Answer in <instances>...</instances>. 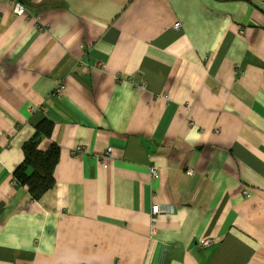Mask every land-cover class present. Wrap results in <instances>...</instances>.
Returning a JSON list of instances; mask_svg holds the SVG:
<instances>
[{
    "label": "crops",
    "instance_id": "0c3cea01",
    "mask_svg": "<svg viewBox=\"0 0 264 264\" xmlns=\"http://www.w3.org/2000/svg\"><path fill=\"white\" fill-rule=\"evenodd\" d=\"M26 10L0 0V264H264V0ZM44 118L35 202L13 175Z\"/></svg>",
    "mask_w": 264,
    "mask_h": 264
},
{
    "label": "trees",
    "instance_id": "16d2710c",
    "mask_svg": "<svg viewBox=\"0 0 264 264\" xmlns=\"http://www.w3.org/2000/svg\"><path fill=\"white\" fill-rule=\"evenodd\" d=\"M25 8L31 6V0H15ZM54 124L44 118L35 125V133L24 144V161L14 172V182L17 186L26 187L33 201H40L43 196L55 186V169L59 163L61 149L53 144L47 151H42L40 145L45 138L53 134ZM201 240L200 245L204 246Z\"/></svg>",
    "mask_w": 264,
    "mask_h": 264
},
{
    "label": "built area",
    "instance_id": "2783aa9c",
    "mask_svg": "<svg viewBox=\"0 0 264 264\" xmlns=\"http://www.w3.org/2000/svg\"><path fill=\"white\" fill-rule=\"evenodd\" d=\"M13 1L15 2L16 14L18 16H20V17L26 15L27 14L26 8L22 4L16 2L15 0H13ZM175 28H177V29L181 28V23H176L175 24ZM63 90H64V88L62 87V88L58 89L57 92L61 93ZM156 170H157V168H152L151 169V171L153 172L154 176H157V174H158V172ZM189 173L192 174V172H189ZM244 194L246 195V197H248L250 195L249 191H247V190H244ZM160 213L161 212H160V207L159 206L153 207V215L154 216H156V215H158ZM202 244L204 246H210L211 245V241H204V242H202Z\"/></svg>",
    "mask_w": 264,
    "mask_h": 264
},
{
    "label": "rangeland",
    "instance_id": "374dc122",
    "mask_svg": "<svg viewBox=\"0 0 264 264\" xmlns=\"http://www.w3.org/2000/svg\"><path fill=\"white\" fill-rule=\"evenodd\" d=\"M157 172H158V168H157V170H156ZM151 173H152V175L154 176V174H153V172L151 171ZM189 175H191L190 173H189Z\"/></svg>",
    "mask_w": 264,
    "mask_h": 264
}]
</instances>
